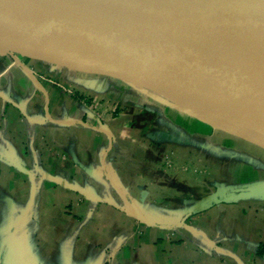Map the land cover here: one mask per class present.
<instances>
[{"label":"crops","instance_id":"crops-1","mask_svg":"<svg viewBox=\"0 0 264 264\" xmlns=\"http://www.w3.org/2000/svg\"><path fill=\"white\" fill-rule=\"evenodd\" d=\"M0 264H264V146L68 56L2 55Z\"/></svg>","mask_w":264,"mask_h":264},{"label":"water","instance_id":"water-1","mask_svg":"<svg viewBox=\"0 0 264 264\" xmlns=\"http://www.w3.org/2000/svg\"><path fill=\"white\" fill-rule=\"evenodd\" d=\"M49 53L212 116L264 109V0H0V56Z\"/></svg>","mask_w":264,"mask_h":264},{"label":"bare ground","instance_id":"bare-ground-1","mask_svg":"<svg viewBox=\"0 0 264 264\" xmlns=\"http://www.w3.org/2000/svg\"><path fill=\"white\" fill-rule=\"evenodd\" d=\"M215 105L219 114L214 115V117L219 123H222L221 120H225L228 123L227 126L238 132L249 133V135H246L247 137L264 146V109L224 101H215ZM229 117L241 120L243 123L248 124L250 129L242 125L243 123L236 124L226 121ZM257 128H259L258 131H253Z\"/></svg>","mask_w":264,"mask_h":264},{"label":"rangeland","instance_id":"rangeland-1","mask_svg":"<svg viewBox=\"0 0 264 264\" xmlns=\"http://www.w3.org/2000/svg\"><path fill=\"white\" fill-rule=\"evenodd\" d=\"M202 116L206 117V118H209L212 122L214 121L216 125L218 126H222L224 128H228L229 130H233L235 132H238L236 130H234L233 128L227 126V122H225V120H221L222 123H219L216 118L214 116H212L211 114H209V112L205 109H203L202 111H198ZM259 128L253 130V131H258ZM239 133V132H238ZM241 134H244V135H249V133H244V132H240ZM256 133V132H255ZM251 135V134H250ZM255 142V141H254ZM257 143V142H256ZM260 144V143H258ZM262 145V144H261Z\"/></svg>","mask_w":264,"mask_h":264}]
</instances>
